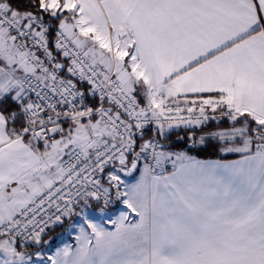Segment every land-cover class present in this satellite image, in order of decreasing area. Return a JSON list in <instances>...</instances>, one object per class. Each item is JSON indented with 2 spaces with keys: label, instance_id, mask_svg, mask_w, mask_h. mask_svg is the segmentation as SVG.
<instances>
[{
  "label": "snow or ice",
  "instance_id": "obj_1",
  "mask_svg": "<svg viewBox=\"0 0 264 264\" xmlns=\"http://www.w3.org/2000/svg\"><path fill=\"white\" fill-rule=\"evenodd\" d=\"M0 264H264V0H0Z\"/></svg>",
  "mask_w": 264,
  "mask_h": 264
},
{
  "label": "trees",
  "instance_id": "obj_2",
  "mask_svg": "<svg viewBox=\"0 0 264 264\" xmlns=\"http://www.w3.org/2000/svg\"><path fill=\"white\" fill-rule=\"evenodd\" d=\"M180 135H183L180 133ZM212 157H220L215 148H208L206 151H201L199 153V158H212Z\"/></svg>",
  "mask_w": 264,
  "mask_h": 264
},
{
  "label": "crops",
  "instance_id": "obj_3",
  "mask_svg": "<svg viewBox=\"0 0 264 264\" xmlns=\"http://www.w3.org/2000/svg\"><path fill=\"white\" fill-rule=\"evenodd\" d=\"M216 158H221V157L202 158V159H216ZM238 158H239L238 156H236V155H231V154L228 155V156L226 157V159H228V160H234V159H238ZM138 178H139L138 174L135 173V174H133L132 177H129L128 179H129V181H130L131 183H135V180L138 179Z\"/></svg>",
  "mask_w": 264,
  "mask_h": 264
},
{
  "label": "built area",
  "instance_id": "obj_4",
  "mask_svg": "<svg viewBox=\"0 0 264 264\" xmlns=\"http://www.w3.org/2000/svg\"><path fill=\"white\" fill-rule=\"evenodd\" d=\"M135 174V173H134Z\"/></svg>",
  "mask_w": 264,
  "mask_h": 264
}]
</instances>
